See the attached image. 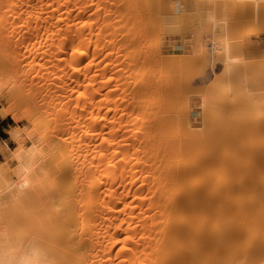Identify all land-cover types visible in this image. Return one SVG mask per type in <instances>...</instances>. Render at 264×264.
Segmentation results:
<instances>
[{
  "label": "bare ground",
  "instance_id": "bare-ground-1",
  "mask_svg": "<svg viewBox=\"0 0 264 264\" xmlns=\"http://www.w3.org/2000/svg\"><path fill=\"white\" fill-rule=\"evenodd\" d=\"M136 1L141 4L143 0ZM159 1L164 5L163 0ZM135 10L132 0H0V72L5 77L0 81V94L15 101L1 109L0 114L9 113L18 120V104L25 105V118L35 123L36 130L42 129L37 132L44 150L32 187L22 202L28 207L26 214L13 213L21 220L26 216V230L17 232L14 225L2 229L13 235L36 237L59 264H264V174L258 168H264L262 155H258L261 151L255 155L262 163H256L258 158L252 153L250 159H255L258 166L250 167L262 176H257L259 182H253V189H242L247 173L238 176L242 172L236 169L247 161V156L241 153L244 159L238 161L239 166L227 170L231 163L237 164L236 158L241 155L226 162L228 152L222 148L227 145L223 143L221 149L228 159L220 157L223 153L216 144L226 130L223 129L225 135L218 132L220 135L216 136L213 133L217 130L212 127L211 133L219 140L210 136L216 147L208 146V132L200 136L201 131L194 129L195 113L188 111L190 105L184 110L186 105L180 101V111L170 109L172 104L163 94L167 92L160 87L166 80L164 74L161 82L160 70L167 63L160 64L158 57L152 60L156 58L153 56L147 57L153 62H146L149 51L143 50L146 47L142 43L147 45L149 39L141 42L143 35H139L138 28L142 31L140 25L145 19ZM131 21L136 22L137 29L130 28ZM152 24L150 28L155 26ZM143 32L146 38L148 33ZM157 44L150 46L152 51ZM180 51H167L169 57H174L171 65L180 57ZM189 56L190 53L183 55ZM180 86L179 92L174 87L173 92L181 95ZM188 98L191 100V96ZM203 114L199 115L200 120L205 117ZM219 114L222 115L220 111ZM216 115L211 116L215 119ZM226 119L222 124L227 125ZM207 120L210 123L212 119ZM247 169L250 168L243 171ZM14 177L13 181L18 179ZM238 177L242 179L239 181ZM251 178L244 180L254 181ZM238 182L244 185L239 186ZM12 206L15 209L17 205ZM12 212L8 214L13 216Z\"/></svg>",
  "mask_w": 264,
  "mask_h": 264
},
{
  "label": "rangeland",
  "instance_id": "rangeland-1",
  "mask_svg": "<svg viewBox=\"0 0 264 264\" xmlns=\"http://www.w3.org/2000/svg\"><path fill=\"white\" fill-rule=\"evenodd\" d=\"M133 1V5H135V11L138 13V14H141L142 16H141V18L143 17L144 19H145V24H144V26H143V23L144 22H142V24L140 25V26H142V31H141V29H140V27H138L139 28V30H140V32L139 33H141V34H139V35H143V36H141L140 38H142V40H141V42H144V40H145V43H146V40L147 39H149V40H147L148 42L146 43L147 45H145L144 46V43H142L143 44V47L145 48V49H143L144 51H146L147 50V52L149 51V55H151L150 53H153L151 56H149L148 54H147V56H146V60L148 59L147 57H156L155 59H152V60H156L157 59V57H158V59H159V63L160 62H162V64H165V63H167L168 65H169V67L168 68H166L167 67V64H165L166 65V67H164V68H166V69H164V68H162L163 70H160V73H161V76L163 75V76H165L164 74H166V77H165V79L167 80L168 78V80L165 82V81H163L164 80V77L162 76V78H161V82L162 83H160L161 85L162 84H164V85H162V86H160L161 87V90L163 89V91L164 92H167V94L166 93H163L162 91V93L163 94H165V96L162 94V96H164L165 98L167 97V99L168 100H170V104H172V105H170L171 107H173V108H171L170 107V109L172 110V111H177L178 109V111H180V109L182 108V107H180L181 106V103H182V106H183V104H185L186 106H184V108H182V109H184V110H187V109H185V107H189V105H190V107H191V109L190 108H188V111H191V112H194L195 113V115H193L192 116V118L193 119H195L196 120V123H195V125L194 126H196V128L194 127V129L198 132V130H199V132L201 131V133H199L198 135H200V136H202L203 134L206 136V133L208 132V135L205 137L206 138V140H208L209 141V139L211 138L210 136H213L211 139H213L214 138V135L216 134V136H218V135H220L218 132H220L222 135H225L224 137L222 136V138L221 137H219L218 136V138L219 139H222L223 140V138H225V141L223 140V142H222V140H219L218 138L217 139H213V140H219V141H221V142H217V143H219V144H216L214 141V143L216 144V146H217V149L220 147V149H218L219 151H222V149H224V151L227 153V155H228V158L230 159V157H231V155L233 156V154H234V156L232 157V159H230V161H229V159L226 157V153H224V151H222V153L224 154H222L221 152H220V154H222V155H220V157L222 158V159H225L224 161H226L227 159H228V161H226V162H228V163H231V162H233V161H235V160H233V159H235L236 157H238L237 155H241L240 156V158L238 157V159L236 158V162H237V164L235 163V162H233L234 163V165H233V163H231L232 165H230L229 166V164L227 163V164H225L226 165V167L228 168V166H229V169H227V170H230L233 166H234V170L236 169V167H238L239 166V163H238V161L241 159V160H243L241 157H242V154L241 153H243L244 155V157H245V155L247 156L246 158V160L247 161H243V164L242 165H244L245 167L246 166H249V167H246V168H250V169H247L248 171H243V170H245L246 168L244 167L243 169H242V165H241V163H240V166H241V168H240V166L236 169V171H240V172H242V174L241 173H238V176H243L245 173H247V176L245 175V177H243V182H245V185L244 184H242V182H238V184H240L239 186H241V185H244V186H241V188L242 189H244V187H246V189H250V187H251V189H253V185H254V183L256 184V183H258L259 181H258V177H261L262 176V174H264V168H261L260 169V167H258L259 168V170L260 171H262L261 173V175L260 176H258L260 173H259V170L257 171L254 167V174L252 173V171L253 170H251V169H253V168H251L250 167V165L251 164H254V165H256L255 164V159H257L260 155H262V156H264V145H260V144H264V138H262V137H264V123H262V122H264V111H262V110H264V72H261V71H264V48H261L260 46L262 45V44H264V40H258V41H255V42H253V41H250L249 39H248V37L251 35V34H255V35H258L260 32H264V28H260V29H253V28H244L245 26L244 25H247L248 23H253V21H258L257 19H258V7H259V4H260V2H261V0H195L196 1V7H197V14H191V13H186V10H185V0H177L178 2H175V0H163V3H164V5L162 4V1H159V0H157L156 1V3H157V5H156V3H155V6H154V2H155V0H143L142 1V3L140 4V3H138L136 0H132ZM136 1V2H135ZM147 1V2H146ZM143 2L144 3H146V6L147 7H144L145 5L143 4ZM150 2V3H149ZM152 2V3H151ZM175 2V3H174ZM136 3V4H135ZM169 3L171 4V5H169ZM148 4V5H147ZM150 4V5H149ZM159 4V5H158ZM172 4H174V7H172ZM182 4V5H181ZM140 5V6H139ZM161 5H162V7H161ZM168 8L169 6H171V8L169 7L168 9V11H165L164 9H166L167 10V8ZM136 7H139L138 9L136 8ZM141 7V8H140ZM163 9V10H161V8ZM180 7H182V8H180ZM175 8V9H174ZM149 9H150V11H149ZM155 9V10H154ZM152 10H154V11H152ZM157 10V12H155ZM161 10V11H160ZM185 10V11H184ZM146 11V12H145ZM181 11V12H180ZM142 12V13H141ZM154 13V14H153ZM186 15H184V14ZM151 15H152V17H151ZM145 16V17H144ZM154 16H155V19H154ZM164 16V17H163ZM192 16V17H191ZM157 17V18H156ZM142 18V19H143ZM148 18V19H147ZM153 19V20H151V19ZM180 18V19H179ZM187 18H188V21H186L187 20ZM214 18V19H213ZM146 19H147V21H146ZM149 19H150V21L153 23H155L154 25V27L152 26L151 28H152V30H151V28H150V26L151 25H153L151 22H148L149 21ZM160 19H162V20H160ZM178 20V21H177ZM160 21V22H159ZM133 22V23H132ZM134 22L135 21H131L130 23V25H131V27L130 28H134V29H137L136 28V22H135V24H134ZM158 22V23H157ZM170 22V24L168 25V23ZM187 22V23H186ZM189 22V23H188ZM203 22V23H202ZM204 22H206V23H204ZM148 23V24H147ZM150 23V24H149ZM176 23V24H175ZM182 23V24H181ZM133 24L135 25V27L133 26ZM163 24V25H162ZM165 24V25H164ZM178 24V25H177ZM186 24H187V26H186ZM190 24V25H189ZM207 25V26H204V25ZM147 25H149V26H147ZM160 25V26H159ZM203 25V26H202ZM170 26V27H169ZM202 26V27H201ZM147 27H149L148 29H146ZM205 27V28H204ZM208 27V28H207ZM154 28H155V30H156V28H157V30L156 31H154ZM183 28H185V29H183ZM133 29V30H134ZM148 30V31H144V30ZM162 29V30H161ZM138 30V31H139ZM138 31L136 30L135 31V33L138 35ZM144 31V32H143ZM151 31V32H150ZM152 31H154V33L152 32ZM165 31V32H164ZM142 32L143 33H148V34H150V35H148L147 34V37L146 38H144L145 36V34H142ZM184 32V33H183ZM188 32V33H187ZM133 33H134V31H132V35H133ZM134 33V36H137L136 34ZM152 33V34H151ZM153 35V36H152ZM175 35H180L182 38H181V41L183 42V43H187L188 45H189V47L188 48H184V49H182L179 53H177L178 54V56L180 55V57H178V56H176L177 54H175V55H173V56H176L175 57V60H176V58H177V61L175 62L174 61V64H179L178 66L177 65H174V64H172L173 65V67H172V65L170 64L171 62L173 63V58H172V56L171 57H169L170 56V54H169V52H167L166 50H165V48L166 47H171L172 49L173 48H175V41L173 40V37L175 36ZM133 36V37H134ZM152 36V38H150ZM139 37V36H138ZM194 37V38H193ZM157 38V39H156ZM139 39V38H138ZM158 41V42H157ZM196 41V42H195ZM153 42V43H152ZM155 42H157V43H155ZM166 42V43H165ZM149 43V44H148ZM151 43H152V45H154L153 47H155L156 46V44L158 45L157 46V48L155 49H153V51H152V45H151ZM204 44V45H203ZM211 44V45H210ZM194 45H196L195 47H194ZM149 48H148V47ZM151 46V47H150ZM204 47V48H203ZM159 48V49H158ZM192 48H194V49H192ZM198 48V49H197ZM196 49V50H195ZM204 49V50H203ZM184 50V52H182ZM186 50V51H185ZM202 50V51H201ZM222 50V51H221ZM226 50H227V52H226ZM156 51V52H155ZM200 51H201V53H200ZM205 51V52H204ZM219 51H221V52H219ZM154 52H155V54H154ZM160 54H162V57H161V55H157L158 53ZM157 53V54H156ZM164 53H166V54H164ZM189 53H190V56H189V58L188 57H183V55L184 56H186V55H189ZM192 53H193V56H192ZM203 54V56H201V57H199L200 56V54ZM227 53V55H224V54H226ZM146 54V53H145ZM186 54V55H185ZM195 54H199V56H196L195 57ZM168 55V56H167ZM214 55V56H213ZM224 55V56H223ZM209 56V57H208ZM190 57H192V59H197L198 57L201 59V62L200 61H198V60H200V59H197L196 61H194V60H192ZM219 57V58H218ZM224 57V58H223ZM149 58V59H150ZM183 58V59H182ZM149 59L146 61L147 63H151V62H148L149 61ZM150 59V60H151ZM157 59V60H158ZM169 59V60H168ZM171 59H173L172 61H170ZM188 59V60H187ZM151 60V61H152ZM162 60V61H161ZM215 60H216V62H215ZM181 61V62H180ZM153 62V61H152ZM165 62V63H164ZM187 62V63H186ZM204 62H206V63H204ZM215 62V63H214ZM223 62V63H222ZM201 63V64H200ZM217 63V64H216ZM219 63V64H218ZM222 63V64H221ZM161 64V63H160ZM203 64H205V65H203ZM221 64V65H220ZM165 65H163V66H165ZM171 65V66H170ZM193 65V66H192ZM199 65V66H198ZM202 65H203V67H202ZM212 65V66H211ZM214 65V66H213ZM225 65V66H224ZM239 65V66H238ZM162 65L160 66V67H163ZM175 66H176V68H175ZM217 66H218V68H217ZM223 66V67H222ZM230 66V68H232V70L230 69L229 70V68L228 69H226L227 67H229ZM242 66V67H241ZM184 67V68H183ZM208 67V68H207ZM211 67V68H210ZM226 67V68H225ZM172 70H170V69ZM175 68V70H173V69ZM181 68V69H180ZM207 68V69H206ZM224 70H226V71H224L223 72V69ZM237 68H239V69H237ZM241 68V69H240ZM248 68V69H247ZM250 68V69H249ZM161 69V68H160ZM183 69V70H182ZM185 69H186V71H185ZM222 69V70H221ZM234 69L236 70V71H234ZM244 69V70H243ZM165 70H167L166 72H165ZM249 70V71H248ZM175 72V74H174V76H172L173 75V73ZM180 73H179V72ZM219 71V72H218ZM238 71V72H237ZM253 71V72H252ZM213 72V73H212ZM227 72V73H226ZM232 72V73H231ZM237 74H236V73ZM240 72V73H239ZM246 72H248L246 75L244 74V73ZM251 72V73H250ZM163 73V74H162ZM177 73V74H176ZM179 73V74H178ZM193 73V74H192ZM214 73H217L216 75L214 74ZM221 73H223V74H225V76L223 75V74H221ZM198 74V75H197ZM199 74H201V75H199ZM219 74V75H218ZM232 74H233V76H236V77H233L232 76ZM252 74V75H251ZM257 74V75H256ZM168 75V76H167ZM178 75V76H177ZM180 76V77H179ZM194 76V77H193ZM213 78H212V77ZM216 76V77H215ZM227 76V78H225ZM247 76V77H246ZM251 76V77H250ZM253 76V77H252ZM168 77V78H167ZM175 77V78H174ZM177 77V78H176ZM258 77V78H257ZM193 78V79H192ZM221 78V79H220ZM247 78V80H245ZM257 78V79H256ZM261 78V79H260ZM171 79V80H170ZM172 79H173V82H172ZM175 79L177 80V81H175ZM179 79V80H178ZM190 79H192V80H190ZM203 79V80H202ZM215 79V80H214ZM254 80V82H253V80ZM5 80V77L2 75L1 76V72H0V81H4ZM190 81V82H188V81ZM212 80V81H211ZM214 80V81H213ZM227 81V83H226V81ZM229 80V81H228ZM233 80V81H232ZM237 80V81H236ZM250 82H249V81ZM168 81L171 83H169V84H167V85H169V86H171L170 88H169V86L167 87V85H166V87H164L165 86V83H168ZM175 81V82H174ZM179 81L181 82L180 84H181V86H180V94L181 95H179V93H177V92H179V91H177V90H179L178 88V86L180 85L179 84ZM218 81V82H217ZM259 81V82H258ZM201 82H203V83H201ZM223 82V83H222ZM225 82V83H224ZM230 82V83H229ZM234 82H237V83H235L234 84ZM246 82V83H245ZM253 82V83H252ZM174 83V84H173ZM175 83H176V86H175ZM178 83V84H177ZM191 83H192V85H191ZM257 83V84H256ZM172 84H173V86H172ZM184 84V85H183ZM198 84V85H197ZM214 84V85H213ZM225 84V85H224ZM231 84V85H230ZM247 84V85H246ZM178 85V86H177ZM186 85H188V86H186ZM203 85V86H202ZM211 85H212V87H211ZM257 85V86H256ZM177 87V88H175V87ZM237 87V89L235 88V87ZM250 86V87H249ZM164 87V88H163ZM174 87V90L175 91H177V92H173L174 90L172 89ZM182 87H184V88H182ZM194 87V88H193ZM188 88V89H187ZM228 88V89H227ZM233 88V89H232ZM251 88V89H250ZM258 88V89H257ZM169 89V90H168ZM170 89H172V90H170ZM211 89H213V90H211ZM250 89V90H249ZM167 90V91H166ZM226 90V91H225ZM259 90V91H258ZM169 91V92H168ZM182 91V92H181ZM189 91V92H188ZM202 91H204V93H202ZM237 91V92H236ZM258 91V92H257ZM183 92H185V94L183 93ZM200 92V93H199ZM190 93H192V94H190ZM197 93V94H196ZM257 93V94H256ZM168 94H170V95H168ZM173 96H172V95ZM176 94H178L177 96H175ZM204 96H203V95ZM246 94H247V96H246ZM249 94H250V96H251V99L249 98L250 96H249ZM252 94H254V95H252ZM256 94V95H255ZM184 95V96H183ZM191 96V100H190V98H188V97H190ZM196 95V96H195ZM198 95V96H197ZM208 95V96H207ZM168 96H170V97H168ZM178 99V97L180 98L179 100H178V102H176V98ZM180 96H182V98L180 97ZM186 96V99L184 98ZM188 96V97H187ZM206 96V97H205ZM211 96H212V98H211ZM249 96V97H248ZM252 96H254V98L252 97ZM256 96V97H255ZM173 97V98H172ZM198 97H199V99H198ZM246 98V99H245ZM249 98V99H248ZM172 99H174V100H172ZM183 101H182V100ZM189 99V100H188ZM196 99V100H195ZM262 99V100H261ZM172 100V101H171ZM186 100L188 101V102H186ZM194 100V101H193ZM203 100V101H202ZM238 100V101H237ZM256 100V101H255ZM180 101H181V103H180ZM193 101V102H192ZM253 101H255V102H257L258 104H259V108L261 109V111H260V109L258 108V107H255L254 108V106H253ZM260 101H262L261 103H260ZM172 102V103H171ZM183 102H186V103H183ZM202 102V103H201ZM216 104H215V103ZM241 102V103H240ZM244 102V103H243ZM13 103H15V101H13L12 99H9V98H7L6 96H4V95H2V94H0V110L1 109H4V108H6V107H8L9 105H12ZM175 103V104H174ZM188 103V104H187ZM193 103V104H192ZM213 103V104H212ZM239 103V104H238ZM246 103H250L251 105H249V104H246ZM174 104V105H173ZM195 104V105H194ZM200 104H202V106L200 105ZM220 104V105H219ZM261 104V105H260ZM178 105V106H177ZM207 105V107H205ZM240 105V106H239ZM246 105V106H245ZM19 106H21V107H19ZM214 106V107H213ZM17 107V106H16ZM216 107V108H215ZM245 107V108H244ZM250 107V108H249ZM22 108H24V109H26L27 110V107L25 106V105H20V104H18V107H17V111H15L16 112V114H17V116L19 117V119L18 120H16L14 117H12L11 115H7L6 117H4L5 119H6V121H7V123L9 124L8 125V127H7V130H6V132L4 133V134H2L1 132H0V136L1 137H3V138H5V141L7 142V145H8V149L10 150V151H15L16 150V148L18 147L17 146V144L16 143H14L12 140H11V138H10V136H9V131L12 129V128H17V127H19V128H32V130L34 131V133L39 137V134H38V132L37 131H42V129L40 130V129H38V130H36L37 128L35 127V123L33 124L30 120H28L27 118H25V115H26V113H25V110H23ZM176 110H175V109ZM201 108H202V111L203 112H201ZM240 108V109H239ZM256 108H258V109H256ZM212 109V110H211ZM215 109H217L216 111H215ZM220 109V110H219ZM221 112V114H222V112H224L223 114H225V115H223V117H221L222 115H220L219 114V111ZM170 111V110H169ZM206 111V112H205ZM210 111V112H209ZM217 111H218V114H217ZM226 111V112H225ZM232 111V112H231ZM255 111V112H254ZM258 111H260L259 113H258ZM205 112V114L207 115H204L203 113ZM209 112V113H208ZM211 112H213V113H211ZM215 112V113H214ZM235 112H239V113H235ZM262 112V113H261ZM243 113V114H242ZM252 113V114H251ZM257 113V114H256ZM203 114V116H205L204 118H202V120H200L201 119V115ZM219 115V116H217L216 115V117H215V119H214V116L212 117L211 115ZM233 114V115H232ZM235 114V115H234ZM253 114L254 115H256V116H253ZM201 117H200V116ZM228 115V116H227ZM249 115H250V118H248L249 117ZM232 116H233V118H234V120H231V119H233L232 118ZM235 116V117H234ZM239 118H238V117ZM246 116V117H245ZM208 117V118H207ZM211 117V118H210ZM218 117H220V118H218ZM227 118L226 119V124L227 125H225L224 123V127H223V124H222V122H225V118ZM2 117H0V119H1ZM236 118V119H235ZM254 118V119H253ZM198 119V120H197ZM203 119H205L204 120V122H203ZM207 119H209V121L211 120V124L213 125H211L209 122H208V120ZM223 119V120H222ZM239 119L241 120V121H243V122H245V123H242L241 121L239 122ZM243 119V120H242ZM248 119V120H247ZM207 120V121H206ZM217 120V121H216ZM238 120V121H237ZM251 120H253V121H251ZM259 120H260V122H259ZM228 121V122H227ZM231 121V122H230ZM206 122L208 123V124H206ZM214 122V123H213ZM234 122V123H233ZM202 123H204L205 124V126H207L208 127V125H210V127L211 128H207L206 127V129H208L207 131H206V129H205V126L202 124ZM218 123V124H217ZM237 123V124H236ZM239 123H240V125H239ZM255 123V124H254ZM200 125H202L201 127H200ZM216 125V126H215ZM217 125H219V126H217ZM229 125V126H228ZM233 125H234V128H233ZM236 125H238V126H236ZM244 125V126H243ZM199 126V128H201V130L200 129H198L197 127ZM214 126L216 127V128H214ZM221 126V127H220ZM228 126V127H227ZM202 127H204V128H202ZM212 127H213V130H217L216 131V133H213V130H212ZM223 127V128H222ZM260 127V128H259ZM218 128V129H217ZM230 128V129H229ZM232 128V129H231ZM242 128V129H241ZM245 128V129H244ZM256 128V129H255ZM261 129V130H259V129ZM204 129V131H202ZM223 129H225L226 130V133H225V130H223ZM241 130L242 132H236V130ZM249 129V130H248ZM220 130H222V131H224V132H221ZM235 130V131H234ZM244 130V131H243ZM250 130H251V132H250ZM259 130V131H258ZM214 131V132H215ZM234 131V132H233ZM255 131V132H254ZM257 131L260 133V134H258L257 133ZM260 131H262V132H260ZM203 132V133H202ZM205 132V133H204ZM214 134H212V133ZM236 132V133H235ZM225 133V134H224ZM233 133V134H232ZM238 133V134H237ZM257 133V134H256ZM244 134V135H243ZM248 137H247V136ZM251 135V136H250ZM258 137H257V136ZM262 135V136H261ZM208 136H209V139H208ZM215 136V137H216ZM235 136V137H234ZM240 136H242V138H239ZM245 136V137H244ZM252 137V138H251ZM232 138H233V140H232ZM36 138H34V140H35ZM39 139H40V137H39ZM210 139V141L209 142H211L212 140ZM239 140V142H238V140ZM247 139V140H246ZM250 139V140H249ZM254 139V140H253ZM234 140H235V142H234ZM260 142H259V141ZM5 141H0V144H3ZM40 141H41V139H40ZM207 141V142H208ZM246 141V142H245ZM249 141H251L250 143H249ZM33 142V141H32ZM209 142H208V144H209ZM213 142H211V144H209L208 146H212L213 145V147H216L214 144H213ZM232 143V145H231V143ZM223 143H226V147L227 148H225V144L223 145L224 147L222 148L221 146H222V144ZM238 143L240 144V145H238ZM32 143H31V141H25V146H30ZM43 145V144H42ZM220 145V146H219ZM234 145V146H233ZM256 145V146H255ZM245 146V147H244ZM222 148V149H221ZM251 149L250 151H249V149ZM230 149V150H229ZM247 149H248V151H247ZM232 150V151H231ZM246 150V151H245ZM259 150V151H258ZM244 151V152H243ZM261 151V152H260ZM245 152H251L250 154L248 153H245ZM258 152H260V153H258ZM233 153V154H232ZM237 153V154H236ZM254 155H253V154ZM258 153V157L256 158V156L257 155H255V154H257ZM235 154H236V156H235ZM248 155H250V156H248ZM255 156L254 158V160L252 159H250V158H253V156ZM6 156H7V153H5V154H3V155H0V164H4V163H6ZM262 156H260V158L262 159V160H260V161H262V162H264V158H262ZM248 157H249V159H250V162H248L249 161V159H248ZM227 158V159H226ZM260 158H258L257 160H256V163H258L259 162V159ZM232 160V161H231ZM254 161V162H253ZM251 162H253V163H251ZM261 162V163H262ZM225 163V162H224ZM260 163V162H259ZM260 163V164H261ZM7 164H8V168L10 169V170H12V169H14L15 168V166H16V164H17V162L16 161H7ZM248 164V165H247ZM228 165V166H227ZM236 165H238V166H236ZM253 165V166H254ZM262 166L261 167H264V163H262L261 164ZM236 166V167H235ZM257 166L258 165H256L255 167L257 168ZM242 169V170H241ZM231 170H233V168L231 169ZM249 171H251V173L249 172ZM258 172V173H257ZM248 173H250L249 174V176H248ZM257 173V174H256ZM256 174V176H254ZM10 175H11V179L12 180H14L15 179V177H14V174H11V172H10ZM250 176H252V178L250 177ZM258 176V177H257ZM248 178L249 177V179L251 178L252 180H254V181H250L249 179L248 180H244L245 178ZM239 178H241V177H238L237 179L239 180ZM257 178V179H256ZM242 179V178H241ZM240 179V180H241ZM256 179V180H255ZM237 180V181H238ZM239 180V181H240ZM247 181H249L248 183H246ZM254 182V183H253ZM248 184V185H247ZM247 185V186H246ZM252 185V186H251ZM16 205H14V207H15ZM19 206V208L21 207V211H19L18 212V210H19V208H18V210H16V207H18ZM24 206V208H22ZM13 207V206H12ZM11 206H9L8 208H4L3 209V211L2 210H0V211H2L1 213H2V215H4L3 217H2V215L0 216L1 217V219H0V227H1V229L3 228V227H9V226H13L14 228H15V226L17 227V229H16V231L17 230H26L25 229V227H26V216L24 217L25 218V221H24V218L22 217L24 214H26V213H24V210L26 211V209H28V207L26 206V205H22V203L21 204H19V205H17L16 207H15V209H13ZM9 208H11V210H9ZM14 211H13V210ZM6 210H7V212H6ZM23 210V211H22ZM9 211H13L12 212V215H13V213L15 214H17V216L18 215H22V213H23V215L21 216L22 217V220H21V218L20 217H18V218H20V220L18 219V218H16V215H13V216H10L9 214H8V212ZM21 212V213H20ZM4 213V214H3ZM6 213L9 215V216H7L6 215ZM20 213V214H19ZM11 214V213H10ZM5 217H7V218H5ZM8 217H10V218H8ZM3 218V219H2ZM11 218H13V219H11ZM16 218V219H15ZM15 219V220H14ZM6 220V221H5ZM10 220V221H9ZM23 222V224H22V222ZM8 222V223H7ZM15 222V223H14ZM6 224H8V226H6ZM16 224H19L18 226L16 225ZM24 224H25V227H23L24 226ZM12 227V228H13ZM12 230V232L14 231L13 229H11ZM10 230V231H11ZM17 232H19V231H17Z\"/></svg>",
  "mask_w": 264,
  "mask_h": 264
},
{
  "label": "clouds",
  "instance_id": "clouds-1",
  "mask_svg": "<svg viewBox=\"0 0 264 264\" xmlns=\"http://www.w3.org/2000/svg\"><path fill=\"white\" fill-rule=\"evenodd\" d=\"M253 106L259 107V104L253 101ZM8 114L2 113L0 117ZM8 134L18 147L10 151L6 141L0 144V155L7 153L6 163L0 164V209L23 202L44 157L42 142L32 128H12ZM25 141H33L31 147L26 149ZM7 161H16L17 167L10 170ZM10 172L18 179L13 181ZM0 264H59V261L36 237L13 235L0 229Z\"/></svg>",
  "mask_w": 264,
  "mask_h": 264
},
{
  "label": "crops",
  "instance_id": "crops-1",
  "mask_svg": "<svg viewBox=\"0 0 264 264\" xmlns=\"http://www.w3.org/2000/svg\"><path fill=\"white\" fill-rule=\"evenodd\" d=\"M185 10L191 14H197V7H196V1L195 0H185ZM258 21H253V23H248L247 25H244L245 27L244 28H253V29H260V28H264V0H261L260 4H259V7H258ZM248 39L250 41H258V40H264V32H260L258 35H255V34H251ZM173 40L176 42L175 44V48L176 49H184V48H188L189 45L187 43H183L181 41V36L180 35H175L173 37ZM261 48H264V44H262L260 46ZM172 50V48L169 46V47H166L165 50L168 51V50ZM8 123L6 121L5 118H1L0 119V132L2 134H4L7 130V127H8ZM0 141H5V138L1 137L0 136Z\"/></svg>",
  "mask_w": 264,
  "mask_h": 264
}]
</instances>
